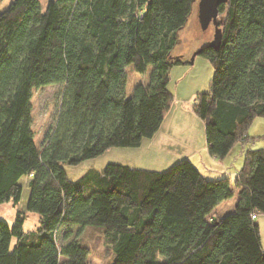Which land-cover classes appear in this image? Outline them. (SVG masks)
<instances>
[{"label":"trees","instance_id":"1","mask_svg":"<svg viewBox=\"0 0 264 264\" xmlns=\"http://www.w3.org/2000/svg\"><path fill=\"white\" fill-rule=\"evenodd\" d=\"M193 4L49 0L42 10L39 0H13L0 12V204L17 206L28 179L24 212L12 225L0 220V264H264L251 219L264 215V149L245 152L233 182L207 179L186 159L160 172L108 164L76 181L63 168L138 148L158 131ZM219 15L218 45L198 51L213 77L192 110L207 152L222 160L260 138L247 132L264 119V0H227ZM131 73L147 80L127 96ZM52 85L63 86L62 104L39 150L31 97ZM235 194L231 213L210 217ZM28 213L37 227L25 232Z\"/></svg>","mask_w":264,"mask_h":264},{"label":"rangeland","instance_id":"2","mask_svg":"<svg viewBox=\"0 0 264 264\" xmlns=\"http://www.w3.org/2000/svg\"><path fill=\"white\" fill-rule=\"evenodd\" d=\"M13 0H0V12L6 10ZM49 0H39V3L44 10L47 2ZM197 2L193 4V9L191 15L185 25V27L178 33L179 43L173 49L172 55L182 57L184 63L181 65L173 66L171 68V74H169L171 80L169 83V87L174 91L176 89V98L186 97L190 93H195L197 90L198 93H205L209 91L210 82L213 77V68L210 62L203 58L200 55H197L193 63L190 64L189 61L195 51H191L193 46L201 45L202 47L208 45L214 36L215 27L213 24H210L206 31H201L198 19H197ZM223 17L221 15H217L218 22L222 21ZM218 28V27H217ZM219 29V28H218ZM201 47V48H202ZM183 69L185 71H183ZM147 80V77L138 75L136 73H131L128 75L127 83H126V94L129 96L133 88L139 84ZM177 79L180 80V84L176 86L175 81ZM64 88L61 85H52L46 86L39 89H35L32 92L31 97V107H32V130L34 132L35 144L39 150L44 146V139L46 133L51 132L52 128L55 125L56 119L61 109L62 104V92ZM189 105V107H191ZM194 114V112H193ZM195 115V114H194ZM195 120L202 124L203 130H201L202 134L204 133V124L203 121L200 120L195 115ZM255 129L256 131L263 132L264 131V119H255L250 126V128ZM248 130L247 135H250L252 129ZM250 131V132H249ZM248 135V136H249ZM252 138V137H250ZM255 138V137H253ZM264 136L259 139L254 140L251 143L246 145H241L237 143L233 146L231 152L224 158L225 164L230 171H233L238 167L240 170L243 165L244 154L248 149L251 150H259L264 146ZM127 148H111L105 151L102 155L91 159L86 160L78 164L77 166H63L65 170V174L70 181H76L80 179L84 174H86L90 170L101 172L104 170L106 165H108L111 159L113 160L115 154L122 152H127ZM155 159V158H154ZM176 159V158H173ZM149 157H145L141 161H144L145 166L147 167V163L149 162ZM148 161V162H147ZM147 162V163H146ZM151 162H155L151 159ZM178 162H175V164ZM153 164V163H152ZM155 164V163H154ZM156 165V164H155ZM172 164L169 169L173 166ZM152 167V166H151ZM157 168V166H155ZM168 169V168H167ZM231 181H234V176L230 177ZM27 178H22L20 180V185L22 186V195L20 202L17 206H14L11 202L0 204V220L5 221L8 225H12L14 223L16 214L18 212H24L25 204L28 198V189H27ZM237 201V196L234 195L229 203L224 201L223 205H220L217 209H215L210 217L218 216L223 217L224 215L231 213L234 208H230V212H227L228 205L233 204V201ZM258 216V215H257ZM37 227V215L33 213H28L27 217L24 220L23 229L25 232L34 231ZM73 231H76V228H72ZM65 229H59L57 238L60 240V236ZM14 239L11 240V247L13 246ZM264 247V241H263ZM102 252V251H100ZM90 264H100L97 261L96 257H93Z\"/></svg>","mask_w":264,"mask_h":264},{"label":"crops","instance_id":"3","mask_svg":"<svg viewBox=\"0 0 264 264\" xmlns=\"http://www.w3.org/2000/svg\"><path fill=\"white\" fill-rule=\"evenodd\" d=\"M201 47V45H195L191 51L196 52ZM183 71L185 70L183 69ZM169 74H171V71ZM170 80L171 78L169 76V83ZM180 80L181 79H177L175 81L176 86L181 83ZM169 83L168 90L173 97V103L169 111L164 116L158 131L153 137L143 140L140 147L127 150V152H122V154H115L114 159H111L108 164H119L130 169L160 172L168 170L172 164H175V162L186 159L190 161L207 179L213 180L222 177L230 178L231 176H234L235 179L239 171L238 167L233 171H230L226 166L224 159L219 160L210 156L207 152L205 131L202 134V124H199L195 120V115L193 114L192 110L195 97L199 90H197L195 93H190L186 97L176 98L175 95L176 92L178 94V91L176 89L172 91V89L169 87ZM191 104L192 106L189 107ZM252 128L253 127L250 129ZM263 136L264 131L260 132L256 131L255 129H252L249 135V137L252 138ZM262 149H264V147ZM145 157H149L150 159L149 162L147 161L148 163L146 162L147 167H143L145 166L143 165L144 161H141ZM151 159H153L155 162H151ZM155 166H157V168H155ZM229 201L230 199L227 200V203H229ZM232 201L233 204H227V212H230V208L232 209L235 207V201ZM223 203L225 202L220 203L215 209L220 207V205H223ZM254 221L259 227L261 247L264 250V215H258L255 217Z\"/></svg>","mask_w":264,"mask_h":264},{"label":"water","instance_id":"4","mask_svg":"<svg viewBox=\"0 0 264 264\" xmlns=\"http://www.w3.org/2000/svg\"><path fill=\"white\" fill-rule=\"evenodd\" d=\"M227 0H198L197 2V19L201 31H206L210 24H213L215 27V33L212 41L208 44L210 47H216L221 38V33L219 31L217 23L218 7L225 3ZM192 3H195L196 0H191ZM199 51V50H198ZM196 51L189 63L192 64L194 58L199 54Z\"/></svg>","mask_w":264,"mask_h":264},{"label":"built area","instance_id":"5","mask_svg":"<svg viewBox=\"0 0 264 264\" xmlns=\"http://www.w3.org/2000/svg\"><path fill=\"white\" fill-rule=\"evenodd\" d=\"M256 215H257L256 213H255L254 215H252V216H251V219L254 220L255 217H256Z\"/></svg>","mask_w":264,"mask_h":264}]
</instances>
